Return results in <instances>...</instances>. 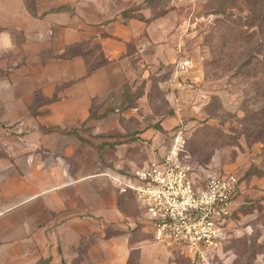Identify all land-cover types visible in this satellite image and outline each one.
Returning <instances> with one entry per match:
<instances>
[{
  "label": "crops",
  "instance_id": "obj_1",
  "mask_svg": "<svg viewBox=\"0 0 264 264\" xmlns=\"http://www.w3.org/2000/svg\"><path fill=\"white\" fill-rule=\"evenodd\" d=\"M181 1L0 0V264H129L116 180L157 156H126L118 108L134 66L171 60ZM243 184L215 263L264 208V175Z\"/></svg>",
  "mask_w": 264,
  "mask_h": 264
},
{
  "label": "rangeland",
  "instance_id": "obj_2",
  "mask_svg": "<svg viewBox=\"0 0 264 264\" xmlns=\"http://www.w3.org/2000/svg\"><path fill=\"white\" fill-rule=\"evenodd\" d=\"M153 1L163 7L169 0ZM181 2L177 23L182 29L174 35L175 52L169 62L148 72L147 65L134 66L135 78L127 85L131 98L118 108L123 127L118 133L129 144L126 156L142 165L153 149L161 158L174 132L184 127L181 159L194 166L195 179L230 172L244 181L246 190L252 177L264 175V24L245 26L247 10L241 1ZM239 30L240 38L235 34ZM183 58L191 59L193 66L179 72ZM142 132L143 137L136 135ZM120 203L132 221L127 230L132 241L129 264H192L181 249L153 241L131 190L123 191ZM244 211L238 216L237 237L232 242L230 232L229 251L215 264H264V208L253 202Z\"/></svg>",
  "mask_w": 264,
  "mask_h": 264
},
{
  "label": "built area",
  "instance_id": "obj_3",
  "mask_svg": "<svg viewBox=\"0 0 264 264\" xmlns=\"http://www.w3.org/2000/svg\"><path fill=\"white\" fill-rule=\"evenodd\" d=\"M191 59L177 64L179 72L192 68ZM184 127L159 159L116 180L121 191L131 190L151 228L152 239L165 248H179L193 264H215L228 238L240 178L234 173H212L198 181L194 166L181 159L186 144ZM136 179V182L132 180Z\"/></svg>",
  "mask_w": 264,
  "mask_h": 264
},
{
  "label": "trees",
  "instance_id": "obj_4",
  "mask_svg": "<svg viewBox=\"0 0 264 264\" xmlns=\"http://www.w3.org/2000/svg\"><path fill=\"white\" fill-rule=\"evenodd\" d=\"M239 1L245 5L247 10V13L242 18L245 26H257L264 24V0H234V2ZM242 33L243 32L239 30L235 34L240 38Z\"/></svg>",
  "mask_w": 264,
  "mask_h": 264
}]
</instances>
